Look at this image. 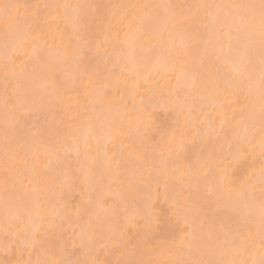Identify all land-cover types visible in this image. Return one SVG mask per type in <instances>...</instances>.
<instances>
[{
	"label": "snow or ice",
	"instance_id": "snow-or-ice-1",
	"mask_svg": "<svg viewBox=\"0 0 264 264\" xmlns=\"http://www.w3.org/2000/svg\"><path fill=\"white\" fill-rule=\"evenodd\" d=\"M0 264H264V0H0Z\"/></svg>",
	"mask_w": 264,
	"mask_h": 264
},
{
	"label": "bare ground",
	"instance_id": "bare-ground-1",
	"mask_svg": "<svg viewBox=\"0 0 264 264\" xmlns=\"http://www.w3.org/2000/svg\"><path fill=\"white\" fill-rule=\"evenodd\" d=\"M104 2H109V0H104ZM111 2H123V0H111ZM159 114H160V115H159L160 117L165 118V117L163 116L164 113H162L163 115H162L161 113H159Z\"/></svg>",
	"mask_w": 264,
	"mask_h": 264
},
{
	"label": "rangeland",
	"instance_id": "rangeland-1",
	"mask_svg": "<svg viewBox=\"0 0 264 264\" xmlns=\"http://www.w3.org/2000/svg\"><path fill=\"white\" fill-rule=\"evenodd\" d=\"M161 114H162V113H161ZM159 115H160V114H159ZM162 115H163V114H162ZM163 116H164V115H163ZM159 118H160V120H161V121H163V120H164V118H163V117H160V116H159Z\"/></svg>",
	"mask_w": 264,
	"mask_h": 264
}]
</instances>
